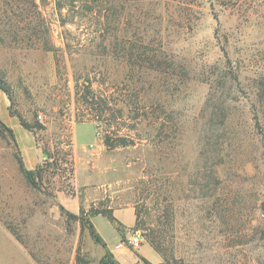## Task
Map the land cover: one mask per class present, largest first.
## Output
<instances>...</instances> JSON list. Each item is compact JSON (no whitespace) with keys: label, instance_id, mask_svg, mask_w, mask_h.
<instances>
[{"label":"rangeland","instance_id":"1","mask_svg":"<svg viewBox=\"0 0 264 264\" xmlns=\"http://www.w3.org/2000/svg\"><path fill=\"white\" fill-rule=\"evenodd\" d=\"M71 2L0 0V75L13 93L11 101L0 92V116L12 110L45 126L27 130L31 141L16 137L18 148L0 137V264H80L79 256L100 264L106 251L79 217L110 251L123 248L121 264L134 255L146 264L131 242L136 233L142 246L148 234L160 236L182 264H264L254 206L264 171L256 133L264 0H116L109 25ZM218 86L230 93V130L217 196L239 191L235 226L217 219L196 174ZM108 134L128 144L109 148ZM19 140L31 142V157ZM45 146L61 159L71 150L73 163L62 172L53 159L33 189L16 156L34 170L47 163ZM92 209L133 212L135 224H113Z\"/></svg>","mask_w":264,"mask_h":264},{"label":"trees","instance_id":"2","mask_svg":"<svg viewBox=\"0 0 264 264\" xmlns=\"http://www.w3.org/2000/svg\"><path fill=\"white\" fill-rule=\"evenodd\" d=\"M72 4L75 3L76 0H71ZM81 1V8H83V11H88L93 16H98L99 18H102L107 25H109L113 21V17H115V10H113V4L116 0H77ZM60 7L63 6V4H59ZM226 79V78H224ZM222 87H225V82L221 84ZM259 92H258V99H257V105H259L261 110V116L257 117V129L258 132H256L258 135H260V160L263 161L264 166V81L260 83L259 86ZM0 92H3L6 94L9 99L13 100V93L11 90L10 85L6 82L5 78L0 75ZM215 94L217 96V102L211 106V111L208 114V118L206 120V123L204 125V132H205V142L203 144L204 149L201 150V158L199 159V165L197 166L196 174L201 176L203 180L205 181V189H207L209 192H211L210 196L208 198H213V207L215 210V215L217 219L221 222V224H229V225H238L240 224L241 219V213L237 211V208H241L243 201H240L241 196L238 194V190H232L233 192L227 193L224 198H221L220 196H217V191L223 186V179L221 176V165L218 163V160H220V156L224 149L222 148L223 139L228 138V132L230 130V118H229V109L230 104L228 103V96L230 93H228V90L221 89L218 86V88H215ZM10 115L13 117H17L19 119V122L21 126L30 131V132H38L45 130V126L37 120H34L33 123L27 122L24 117L19 114L18 112H14L10 110ZM116 135V134H114ZM108 134L104 138L105 144L109 148H116L118 146H125L127 145V140L125 137L117 136ZM0 137L3 138H11L14 140L16 147V136L12 128L7 126L0 118ZM69 149V146H68ZM65 150V149H64ZM19 151V149H18ZM71 150H65L64 156H59L60 150H53L49 148V146H45L43 148V153L46 155V161L47 163L38 166L34 170H29L25 162L23 160L22 154L19 151L16 158L19 165V171L23 175L24 179L26 180L27 184L32 187L33 189H40L41 185L44 184L45 177L47 175V172L51 166H53V162H51L54 159V163L56 167L59 170H62V172H65L67 169H69L70 166H72V163L68 159V155L70 154ZM61 154V153H60ZM61 159V160H60ZM51 162V163H50ZM63 164L67 165V168L61 169ZM72 172L71 170H68ZM262 190H260V197L258 199L254 200V206L260 210L262 214V234L264 236V171L262 173ZM211 187V188H210ZM204 190V188H202ZM208 195V193H207ZM206 197V196H205ZM243 200V198H242ZM226 209H229V212L226 211ZM68 215L70 218H76L77 216H74L73 214ZM92 215L98 216L102 215L105 218H107L111 223L117 224V219L114 217L112 210H95L92 209L90 212ZM228 218V220H227ZM79 220L84 228H87L90 232L91 238L99 245L103 246L105 249V255L100 260V264H121L119 263L113 253L109 250L107 247L105 241L102 239V237L96 232L93 224L85 218L79 217ZM140 226L136 225V229H138ZM147 242L150 244V246L162 257L163 264H182L179 262L174 252L168 251V248L164 244V240L160 238V236L156 234H148L147 235ZM78 261L80 264H88V261H86L84 258L78 257ZM143 261L146 264H150L146 259H143Z\"/></svg>","mask_w":264,"mask_h":264},{"label":"crops","instance_id":"3","mask_svg":"<svg viewBox=\"0 0 264 264\" xmlns=\"http://www.w3.org/2000/svg\"><path fill=\"white\" fill-rule=\"evenodd\" d=\"M3 96L1 95V98ZM1 120L10 128L13 129L15 136L18 137V139H20V135L23 137L28 138L30 141L31 139L28 137L29 133L27 132V130H25L21 124L16 120V118L11 117L8 113H6L4 110L1 111ZM20 141V140H19ZM21 143V151L23 152L24 155L27 154V156L31 157L33 152H32V148H31V142L27 141V145H23V143L20 141ZM27 147V148H26ZM28 152V153H27ZM27 162V166H29L30 169H33L32 165H35L36 163L33 164V160L31 163V166L28 164ZM115 217L120 220L124 225H126L127 228H131L133 227V225L135 224V217H134V213L133 212H126V214L123 216L122 214H118L117 212L115 213ZM144 246H148V249H144ZM144 246H142L139 250H138V254L142 259H146L148 262H150L151 264H163L162 259L160 257V255L148 244H145ZM123 249V248H122ZM122 249H111L112 253L115 255L117 261H118V257H117V252H119ZM131 253V252H129ZM132 254V253H131ZM134 255V254H132ZM119 262V261H118ZM120 263V262H119ZM133 264H139L138 258L136 257V255H134V259H133Z\"/></svg>","mask_w":264,"mask_h":264},{"label":"built area","instance_id":"4","mask_svg":"<svg viewBox=\"0 0 264 264\" xmlns=\"http://www.w3.org/2000/svg\"><path fill=\"white\" fill-rule=\"evenodd\" d=\"M41 118V117H40ZM132 245L134 247V249L138 250L142 247V236L140 235V233H136L133 237H132Z\"/></svg>","mask_w":264,"mask_h":264}]
</instances>
